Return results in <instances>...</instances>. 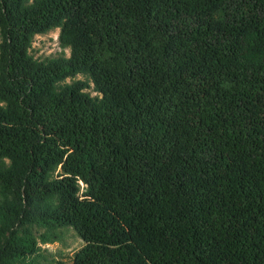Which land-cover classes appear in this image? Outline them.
I'll list each match as a JSON object with an SVG mask.
<instances>
[{"label":"trees","instance_id":"16d2710c","mask_svg":"<svg viewBox=\"0 0 264 264\" xmlns=\"http://www.w3.org/2000/svg\"><path fill=\"white\" fill-rule=\"evenodd\" d=\"M62 227L69 264H264V0H0V264Z\"/></svg>","mask_w":264,"mask_h":264},{"label":"rangeland","instance_id":"374dc122","mask_svg":"<svg viewBox=\"0 0 264 264\" xmlns=\"http://www.w3.org/2000/svg\"><path fill=\"white\" fill-rule=\"evenodd\" d=\"M57 32L58 29L54 28L45 33L32 36L28 50L33 58L44 59L58 55H68V49L60 47L58 44ZM75 78H82V76L75 75L73 78H66L65 81ZM90 93L93 94L91 91ZM31 230L35 234L45 231L43 228L35 227H31ZM48 232L55 234L56 240L47 244H39L41 257L38 259L35 257L33 264H69L71 256L82 244V241L70 227L55 228L48 230Z\"/></svg>","mask_w":264,"mask_h":264}]
</instances>
